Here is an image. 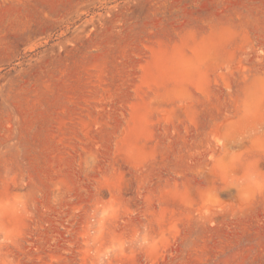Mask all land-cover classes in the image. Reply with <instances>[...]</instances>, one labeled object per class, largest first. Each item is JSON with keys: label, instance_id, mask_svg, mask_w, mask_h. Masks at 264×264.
Returning a JSON list of instances; mask_svg holds the SVG:
<instances>
[{"label": "rangeland", "instance_id": "rangeland-1", "mask_svg": "<svg viewBox=\"0 0 264 264\" xmlns=\"http://www.w3.org/2000/svg\"><path fill=\"white\" fill-rule=\"evenodd\" d=\"M0 264H264V0H0Z\"/></svg>", "mask_w": 264, "mask_h": 264}]
</instances>
